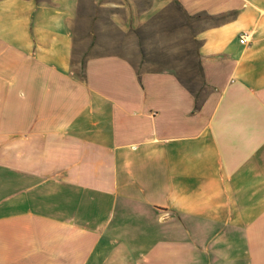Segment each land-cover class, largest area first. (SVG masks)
Here are the masks:
<instances>
[{"label": "crops", "instance_id": "1", "mask_svg": "<svg viewBox=\"0 0 264 264\" xmlns=\"http://www.w3.org/2000/svg\"><path fill=\"white\" fill-rule=\"evenodd\" d=\"M80 4L0 0V264H264V0H148L211 22L201 90L116 54L83 78Z\"/></svg>", "mask_w": 264, "mask_h": 264}, {"label": "rangeland", "instance_id": "2", "mask_svg": "<svg viewBox=\"0 0 264 264\" xmlns=\"http://www.w3.org/2000/svg\"><path fill=\"white\" fill-rule=\"evenodd\" d=\"M137 11L118 2L101 7L96 0H81L75 25L74 69L81 71L86 58L116 54L139 71H170L194 90L203 88L200 72V32L211 22L204 15L189 17L174 4L148 16V0H134ZM128 22L129 27L124 28Z\"/></svg>", "mask_w": 264, "mask_h": 264}, {"label": "built area", "instance_id": "3", "mask_svg": "<svg viewBox=\"0 0 264 264\" xmlns=\"http://www.w3.org/2000/svg\"><path fill=\"white\" fill-rule=\"evenodd\" d=\"M247 37H248V35L246 33H244L243 35H241L240 43L241 44H246L247 43Z\"/></svg>", "mask_w": 264, "mask_h": 264}, {"label": "trees", "instance_id": "4", "mask_svg": "<svg viewBox=\"0 0 264 264\" xmlns=\"http://www.w3.org/2000/svg\"><path fill=\"white\" fill-rule=\"evenodd\" d=\"M84 63H82V66H81V75H82L83 78H85V74H84Z\"/></svg>", "mask_w": 264, "mask_h": 264}]
</instances>
